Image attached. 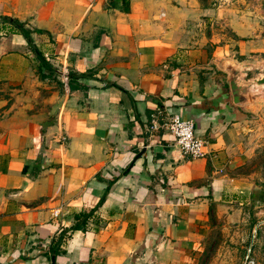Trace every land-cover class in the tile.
Here are the masks:
<instances>
[{
    "label": "crops",
    "instance_id": "0c3cea01",
    "mask_svg": "<svg viewBox=\"0 0 264 264\" xmlns=\"http://www.w3.org/2000/svg\"><path fill=\"white\" fill-rule=\"evenodd\" d=\"M215 11L199 0H0V18L24 23L49 64L0 25V264L195 263L215 211L248 186L239 170L252 119L264 118L263 36L234 26L232 45ZM173 112L194 121L201 157L149 128Z\"/></svg>",
    "mask_w": 264,
    "mask_h": 264
},
{
    "label": "rangeland",
    "instance_id": "374dc122",
    "mask_svg": "<svg viewBox=\"0 0 264 264\" xmlns=\"http://www.w3.org/2000/svg\"><path fill=\"white\" fill-rule=\"evenodd\" d=\"M199 2L203 8L216 10L213 28L226 37L228 34L227 39L232 45L234 26L241 28L246 38L257 31L264 39V0ZM224 17L230 19L231 26L224 23ZM252 121L248 153L239 170L248 186L232 207L223 212L215 211L212 218L214 229L204 240L201 255L194 264H246L248 257L254 264H264V118L255 117Z\"/></svg>",
    "mask_w": 264,
    "mask_h": 264
},
{
    "label": "built area",
    "instance_id": "2783aa9c",
    "mask_svg": "<svg viewBox=\"0 0 264 264\" xmlns=\"http://www.w3.org/2000/svg\"><path fill=\"white\" fill-rule=\"evenodd\" d=\"M8 24L0 18V25L6 26ZM44 57L47 58V55ZM149 128L156 131L163 130L171 134L181 157L198 158L204 154L202 151L204 140L196 135L195 123L192 119L173 112L161 120H158L156 116L152 117ZM56 214H58L57 211ZM246 264L254 263L252 260H248Z\"/></svg>",
    "mask_w": 264,
    "mask_h": 264
},
{
    "label": "trees",
    "instance_id": "16d2710c",
    "mask_svg": "<svg viewBox=\"0 0 264 264\" xmlns=\"http://www.w3.org/2000/svg\"><path fill=\"white\" fill-rule=\"evenodd\" d=\"M3 21L8 22L9 24H11L14 28L17 29V31H19L27 40V42L29 43V45L32 47V50L35 52V54L37 55V57L41 60V62L44 64V66L49 67V64L47 63L45 57L40 53V51L35 47L31 34H30V30L27 29L24 25V23L20 22L17 19L14 18H8V17H2L1 18ZM103 200V197L101 198V200L99 202H101ZM91 212H82L79 213L78 215H76V219H81L79 222H76L71 229H80L84 226L87 218L90 216ZM64 233H61V236L59 237V240H62ZM249 260V257L246 259V261Z\"/></svg>",
    "mask_w": 264,
    "mask_h": 264
},
{
    "label": "water",
    "instance_id": "95a60500",
    "mask_svg": "<svg viewBox=\"0 0 264 264\" xmlns=\"http://www.w3.org/2000/svg\"><path fill=\"white\" fill-rule=\"evenodd\" d=\"M244 80L243 82H247L248 81H251L252 79L255 78L254 74L253 73H250V72H246L244 71ZM238 72L237 71H234L232 73V78L229 82V87H230V93H231V97H232V101L240 106V107H243L244 106V103L246 101V97L244 96V92L246 91V86L243 85L242 81L241 83H239L238 79ZM259 84H264V78H261V79H258L257 81ZM256 229H254V233L256 232ZM251 246L252 244H250V247L248 249V252H247V255H246V258L249 256V252H250V249H251Z\"/></svg>",
    "mask_w": 264,
    "mask_h": 264
}]
</instances>
